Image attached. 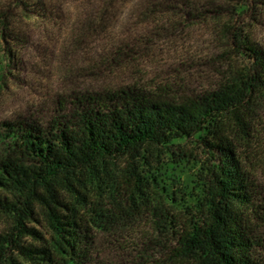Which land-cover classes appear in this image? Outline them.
I'll return each mask as SVG.
<instances>
[{"label":"trees","instance_id":"obj_1","mask_svg":"<svg viewBox=\"0 0 264 264\" xmlns=\"http://www.w3.org/2000/svg\"><path fill=\"white\" fill-rule=\"evenodd\" d=\"M133 3L145 18L210 24L231 63L224 82L178 99L135 87L66 96L40 120L1 122L0 218L40 238L24 224L39 217L51 238L40 248L19 246L13 233L0 236V264H20L18 256L86 264L97 234L123 239L121 228L142 216L151 234L134 254L132 245V264H264V205L244 166L264 109V0H11L0 8L1 73L13 69V49L26 35L15 29L17 17L38 29L68 30L62 21L73 11L69 32L84 37L102 32L120 6L133 11ZM188 143L205 153L206 183L195 210L176 223L160 201L151 202L134 170L150 149ZM106 180L111 184L100 188Z\"/></svg>","mask_w":264,"mask_h":264},{"label":"rangeland","instance_id":"obj_2","mask_svg":"<svg viewBox=\"0 0 264 264\" xmlns=\"http://www.w3.org/2000/svg\"><path fill=\"white\" fill-rule=\"evenodd\" d=\"M10 1L0 0V8L6 11ZM136 7L133 3L132 11L130 4L120 6L114 17L102 24V32L84 37L69 32L73 11L71 19L66 15L62 21L68 30H59L58 26L38 29L33 22L17 17L15 29L20 27L26 35L13 49V69L5 68L1 73L4 64L0 53V123L40 120L50 115L57 99L66 96L135 87L165 91L170 99H178L214 91L224 82L231 63L224 54V42L212 35L210 24L145 18ZM252 128L257 134H252L253 150L244 166L252 173L264 205V109L255 117ZM205 163L204 151L193 143L170 151L150 149L145 160L135 165L134 177L151 202L160 201L171 212L172 221L178 223L202 198ZM121 166L114 170L118 173ZM109 184L106 180L99 187L104 189ZM97 187L89 188L88 196L94 198ZM35 219L24 224L40 238L17 233L11 221L1 218L0 236L13 233L19 236V246L47 247L51 234L39 217ZM150 227V220L142 216L121 228L123 239L97 234L96 252L86 264H132L131 247L134 254L137 241L150 236ZM258 230L264 234V225ZM118 246H122L120 250ZM258 253L264 257L261 251ZM16 258L20 264H32L21 256Z\"/></svg>","mask_w":264,"mask_h":264}]
</instances>
